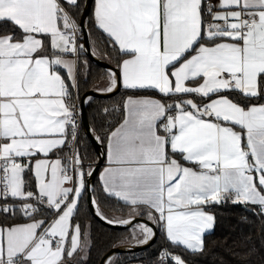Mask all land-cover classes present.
Masks as SVG:
<instances>
[{"label": "snow or ice", "instance_id": "6c2138e0", "mask_svg": "<svg viewBox=\"0 0 264 264\" xmlns=\"http://www.w3.org/2000/svg\"><path fill=\"white\" fill-rule=\"evenodd\" d=\"M82 204L122 233L99 264H200L214 206L264 222V0H0V264H90Z\"/></svg>", "mask_w": 264, "mask_h": 264}, {"label": "trees", "instance_id": "16d2710c", "mask_svg": "<svg viewBox=\"0 0 264 264\" xmlns=\"http://www.w3.org/2000/svg\"><path fill=\"white\" fill-rule=\"evenodd\" d=\"M102 61L107 62L105 60ZM94 66L92 73L88 76L89 84L87 87L83 85V77H81V96L92 90L91 86L93 83L99 82V72L103 68L95 63ZM116 99H118V97H116ZM112 104L113 100L97 97V99L93 101L91 107L86 106L85 112L89 125L92 123V110L94 108H102L105 105L111 107ZM81 136H84L83 130L81 131ZM85 149L89 160L95 161L97 155L88 139H85L81 145V155L85 154ZM85 163H88V161H85ZM115 203L114 200L102 198L101 208L109 216H119L121 213L120 210L115 207ZM214 211L217 217L216 227L211 234L205 235L208 252L205 257L198 258L200 264H240L239 260L233 256L230 249L234 247V242L238 243L248 235L252 236L258 249L257 254L252 257V264H261L262 256H264V248H261L260 236L262 234V228H264V222L258 217L253 216L250 212H246L241 205L227 204L214 206ZM245 215L248 217L247 222L240 219L241 216ZM79 217L82 226H86L88 223L91 224L90 234L92 248L90 264H99L103 252L112 250L108 248V245L114 242L122 233L114 230V228L102 225L92 215H88L84 210L83 204ZM151 251H153V249H149V252ZM135 253L140 257H146L148 255V253L144 251Z\"/></svg>", "mask_w": 264, "mask_h": 264}, {"label": "water", "instance_id": "95a60500", "mask_svg": "<svg viewBox=\"0 0 264 264\" xmlns=\"http://www.w3.org/2000/svg\"><path fill=\"white\" fill-rule=\"evenodd\" d=\"M85 40L87 41V35H86V33H85ZM90 59H92L93 60V62L96 64V65H98V66H100V67H102V68H104L106 65H107V62H104V61H102V60H100V59H96V58H94V57H90ZM87 93H90L91 95H93L94 97H99V98H103V97H101L98 93H95V92H92V90L91 91H88ZM83 107V115H82V117H81V122H82V126H83V131H84V129H85V126H88L89 125V123H88V121H87V117H86V112H85V107L86 106H82ZM88 141L90 142V144L92 145V147L94 148V150H95V152H96V155H97V157H99V164H98V166L96 167V176L98 175V172H99V170H100V167L103 165V161H104V157L101 155V153L104 151L103 149H102V146L94 139V138H92V134L91 133H89L88 134ZM96 176H94L93 177V180L95 181V178H96ZM98 222H100L102 225H105V226H107V227H111V228H113V226L112 225H107V224H105L103 221H100L98 218H96L95 216H94V213H92L91 214ZM111 251H116V252H125V249L124 248H115V249H112ZM133 251L134 252H139V251H141L139 248H134L133 249Z\"/></svg>", "mask_w": 264, "mask_h": 264}, {"label": "built area", "instance_id": "2783aa9c", "mask_svg": "<svg viewBox=\"0 0 264 264\" xmlns=\"http://www.w3.org/2000/svg\"><path fill=\"white\" fill-rule=\"evenodd\" d=\"M80 124H81V131L83 130V126H82V122H81V119H80Z\"/></svg>", "mask_w": 264, "mask_h": 264}, {"label": "crops", "instance_id": "0c3cea01", "mask_svg": "<svg viewBox=\"0 0 264 264\" xmlns=\"http://www.w3.org/2000/svg\"><path fill=\"white\" fill-rule=\"evenodd\" d=\"M103 166H104V161H103V165L100 167V170L103 168ZM100 170H99V171H100ZM98 174H99V172H98Z\"/></svg>", "mask_w": 264, "mask_h": 264}]
</instances>
